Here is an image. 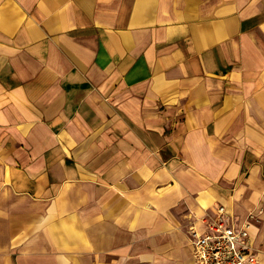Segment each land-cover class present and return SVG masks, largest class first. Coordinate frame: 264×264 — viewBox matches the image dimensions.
Listing matches in <instances>:
<instances>
[{
  "label": "crops",
  "instance_id": "crops-1",
  "mask_svg": "<svg viewBox=\"0 0 264 264\" xmlns=\"http://www.w3.org/2000/svg\"><path fill=\"white\" fill-rule=\"evenodd\" d=\"M218 206L264 264V0H0V264H191Z\"/></svg>",
  "mask_w": 264,
  "mask_h": 264
},
{
  "label": "built area",
  "instance_id": "built-area-1",
  "mask_svg": "<svg viewBox=\"0 0 264 264\" xmlns=\"http://www.w3.org/2000/svg\"><path fill=\"white\" fill-rule=\"evenodd\" d=\"M201 225L190 227L193 264H261L252 228L258 216L237 219L224 206L208 210Z\"/></svg>",
  "mask_w": 264,
  "mask_h": 264
},
{
  "label": "rangeland",
  "instance_id": "rangeland-1",
  "mask_svg": "<svg viewBox=\"0 0 264 264\" xmlns=\"http://www.w3.org/2000/svg\"><path fill=\"white\" fill-rule=\"evenodd\" d=\"M181 225H179V232L183 235L184 234V236H186V238H187V242L190 244V226H191V222H192V220H181ZM184 222V223H183ZM173 264L174 263H179V261L178 260H176V258H171V260H170ZM188 263H191V264H193V260H192V257L189 255V258H188Z\"/></svg>",
  "mask_w": 264,
  "mask_h": 264
}]
</instances>
